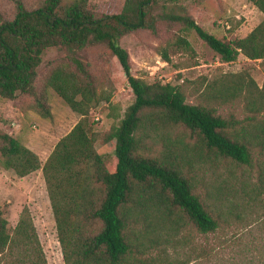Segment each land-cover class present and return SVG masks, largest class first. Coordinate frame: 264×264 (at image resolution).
Masks as SVG:
<instances>
[{
  "label": "trees",
  "instance_id": "obj_1",
  "mask_svg": "<svg viewBox=\"0 0 264 264\" xmlns=\"http://www.w3.org/2000/svg\"><path fill=\"white\" fill-rule=\"evenodd\" d=\"M247 1L263 19L243 38L218 40L188 16L174 20L182 31L192 30L221 63L238 55L263 62L264 0ZM13 2L12 17L0 16V98L25 96L23 110L48 118L44 96L33 83L41 55L57 47L76 70L61 64L44 76L43 87L78 119L41 165L17 140L0 133L1 168L18 177L40 170L63 264H182L158 246L180 232L204 236L230 225L226 214L196 191L190 171L197 158L254 169L253 182L218 190L231 198L241 195L245 206L250 203L247 209L258 205L262 215L256 220L264 226V81L258 87L244 71L203 78L193 105L178 86L134 78L119 40L138 29L154 32L156 0H123L116 14L91 11L86 0H38L31 9ZM93 45H103L116 59L132 95L103 135L95 131L90 111L100 103L111 110V93H96L74 57ZM169 49L191 52L187 40L176 36L157 52L167 64ZM111 141L114 162L107 168L95 147ZM0 264H47L26 207L14 225L0 214ZM240 264H264V244Z\"/></svg>",
  "mask_w": 264,
  "mask_h": 264
},
{
  "label": "rangeland",
  "instance_id": "obj_2",
  "mask_svg": "<svg viewBox=\"0 0 264 264\" xmlns=\"http://www.w3.org/2000/svg\"><path fill=\"white\" fill-rule=\"evenodd\" d=\"M20 1L27 9L34 8L38 2ZM86 2L91 11L116 14L120 11L123 0ZM13 12V0H0V16L3 19H10ZM152 16L154 32L138 29L119 40V45L128 54L130 74L134 78L146 83L156 81L178 86L183 91L186 102L193 105L198 102L197 88L203 78L211 80L221 74L244 71L258 87L261 86L264 81V61H250L238 55L231 63H221L192 30L182 31L183 26L174 20L177 16H188L218 40L243 38L263 19V15L247 0H156ZM176 36H183L187 40L191 52L169 49L170 61L167 64L159 58L157 52ZM74 57L84 65L88 73L87 80L96 93H111L109 103L112 111L105 103L98 104L90 111V118L96 122L95 131L103 135L132 102L131 92L116 59L103 45L87 46ZM61 64L76 71L67 53L57 47L46 49L41 55L33 82L35 90H39L44 96L49 111L48 118H41L29 109L23 110L22 105H26L28 101L25 96L16 95L12 100L0 98V133L17 140L36 156L40 165L57 140L78 119V115L71 112L50 88L43 87L44 76L50 69ZM232 114L235 119H240L237 113ZM95 150L103 157L106 167H112L113 142L97 144ZM191 169L196 191L201 195L206 194L209 203L219 207L230 219V225L204 236L194 232L191 236H184L180 232L158 248H163L169 259L182 264H240L264 244V226L259 225L256 220L262 215L261 209L254 204L247 209L250 203L245 206L241 195L239 199L231 198L230 193L221 192L218 188L227 184L238 189L240 183L253 182L254 169L212 158L195 159L191 163ZM22 207L29 211L46 263L63 264L40 170L18 177L12 170L0 167L1 216L14 225ZM228 211L238 214L239 219L232 214L228 215ZM157 251L154 249L152 255Z\"/></svg>",
  "mask_w": 264,
  "mask_h": 264
}]
</instances>
